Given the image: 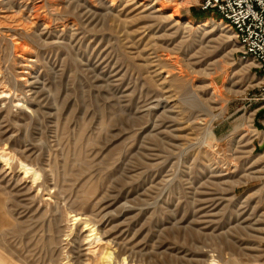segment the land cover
Returning <instances> with one entry per match:
<instances>
[{"label": "rangeland", "instance_id": "374dc122", "mask_svg": "<svg viewBox=\"0 0 264 264\" xmlns=\"http://www.w3.org/2000/svg\"><path fill=\"white\" fill-rule=\"evenodd\" d=\"M199 8L0 0V264H264L259 77Z\"/></svg>", "mask_w": 264, "mask_h": 264}, {"label": "built area", "instance_id": "2783aa9c", "mask_svg": "<svg viewBox=\"0 0 264 264\" xmlns=\"http://www.w3.org/2000/svg\"><path fill=\"white\" fill-rule=\"evenodd\" d=\"M202 10H211L232 30L240 45V58L252 62L259 77L251 101L264 106V0H197Z\"/></svg>", "mask_w": 264, "mask_h": 264}, {"label": "bare ground", "instance_id": "6f19581e", "mask_svg": "<svg viewBox=\"0 0 264 264\" xmlns=\"http://www.w3.org/2000/svg\"><path fill=\"white\" fill-rule=\"evenodd\" d=\"M75 1V0H74ZM191 1H195V0H185V4H187V3H190ZM73 3V2H72ZM151 6V5H150ZM152 6H153V4H152ZM75 9H77V5L74 7ZM151 8V7H150ZM81 11V10H80ZM78 12V11H77ZM83 13V12H82ZM79 14V13H78ZM81 15V14H80ZM79 15V16H80ZM116 16V15H115ZM110 18H113L114 19V16L113 15H111V17ZM186 23H188V22H186ZM200 26H202V27H210V29H211V31H215V32H218L219 33V36L220 37H226V38H229L231 35L229 34V31H230V29H229V27L225 24V22L224 21H222L221 19L220 20H214V19H211V20H202L201 22H200ZM119 27V26H118ZM210 32V31H209ZM122 35H123V37H124V39L125 38H128V36H129V32L128 31H124L123 33H122ZM72 37H73V35H71V39H72ZM47 38V37H46ZM46 38H43V39H41V44H43V46H45L46 47V45H54V46H69V48L70 47H72L73 48V46L74 45H71V43H69V44H66V45H63L62 43L60 44V42H58V41H53L52 43H49V42H47L46 41ZM57 39V38H56ZM55 39V40H56ZM225 39V38H224ZM227 40V39H226ZM224 41V40H223ZM34 45H35V43H34ZM40 46V45H39ZM77 52V51H76ZM252 63V62H251ZM23 80L25 81V82H27V78H23ZM149 81L150 82H153L152 80H151V78H149ZM249 129V128H248ZM246 220V219H245ZM254 222V221H253ZM252 224V223H251ZM254 224V223H253ZM246 227V226H245ZM244 226L242 227V228H245ZM19 232V231H18ZM116 244H114V246H115ZM116 247H118V246H116ZM118 250H123V248H118Z\"/></svg>", "mask_w": 264, "mask_h": 264}, {"label": "trees", "instance_id": "16d2710c", "mask_svg": "<svg viewBox=\"0 0 264 264\" xmlns=\"http://www.w3.org/2000/svg\"><path fill=\"white\" fill-rule=\"evenodd\" d=\"M209 16H214L220 18V16L211 10H202L199 8L198 13L194 15L195 19L208 18Z\"/></svg>", "mask_w": 264, "mask_h": 264}, {"label": "crops", "instance_id": "0c3cea01", "mask_svg": "<svg viewBox=\"0 0 264 264\" xmlns=\"http://www.w3.org/2000/svg\"><path fill=\"white\" fill-rule=\"evenodd\" d=\"M259 113H258V122L261 123L262 125H264V107H260L259 108ZM263 142H264V138H263Z\"/></svg>", "mask_w": 264, "mask_h": 264}]
</instances>
